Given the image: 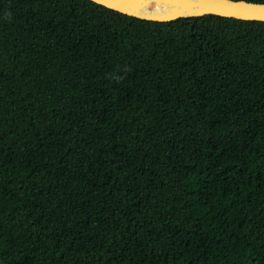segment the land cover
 Wrapping results in <instances>:
<instances>
[{
  "label": "trees",
  "instance_id": "16d2710c",
  "mask_svg": "<svg viewBox=\"0 0 264 264\" xmlns=\"http://www.w3.org/2000/svg\"><path fill=\"white\" fill-rule=\"evenodd\" d=\"M0 264H264V23L0 0Z\"/></svg>",
  "mask_w": 264,
  "mask_h": 264
},
{
  "label": "water",
  "instance_id": "95a60500",
  "mask_svg": "<svg viewBox=\"0 0 264 264\" xmlns=\"http://www.w3.org/2000/svg\"><path fill=\"white\" fill-rule=\"evenodd\" d=\"M124 16L170 23L216 16L243 22L264 23V4L230 0H88Z\"/></svg>",
  "mask_w": 264,
  "mask_h": 264
}]
</instances>
